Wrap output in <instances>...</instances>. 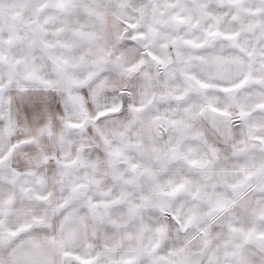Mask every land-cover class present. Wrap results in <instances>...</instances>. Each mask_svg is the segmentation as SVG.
I'll list each match as a JSON object with an SVG mask.
<instances>
[{
    "label": "snow or ice",
    "instance_id": "1",
    "mask_svg": "<svg viewBox=\"0 0 264 264\" xmlns=\"http://www.w3.org/2000/svg\"><path fill=\"white\" fill-rule=\"evenodd\" d=\"M0 264H264V0H0Z\"/></svg>",
    "mask_w": 264,
    "mask_h": 264
}]
</instances>
